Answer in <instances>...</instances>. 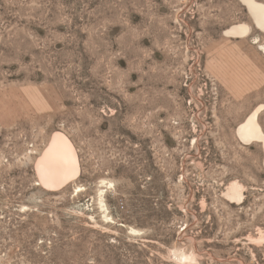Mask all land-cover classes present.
Returning <instances> with one entry per match:
<instances>
[{
  "label": "rangeland",
  "instance_id": "374dc122",
  "mask_svg": "<svg viewBox=\"0 0 264 264\" xmlns=\"http://www.w3.org/2000/svg\"><path fill=\"white\" fill-rule=\"evenodd\" d=\"M263 44L242 0H0V264H264Z\"/></svg>",
  "mask_w": 264,
  "mask_h": 264
},
{
  "label": "bare ground",
  "instance_id": "6f19581e",
  "mask_svg": "<svg viewBox=\"0 0 264 264\" xmlns=\"http://www.w3.org/2000/svg\"><path fill=\"white\" fill-rule=\"evenodd\" d=\"M246 3L257 26L264 32V4L255 0H242ZM249 28L245 24L231 26L226 34L244 37L248 34ZM264 50V44L259 46ZM260 108L253 111L248 118L239 125L237 134L244 142L256 140L261 142L264 148V133L258 122L257 115ZM36 171L40 182L45 187L55 188L66 184L70 179H74L79 174V163L77 154L69 142L62 134H54L47 149L36 162ZM103 184L104 181H102ZM99 206L103 211H107L103 198V190H99ZM241 196L237 183L230 186V198ZM133 230V229H132Z\"/></svg>",
  "mask_w": 264,
  "mask_h": 264
}]
</instances>
